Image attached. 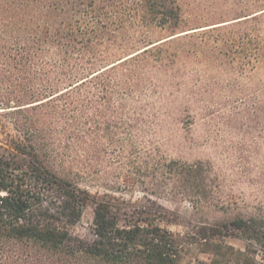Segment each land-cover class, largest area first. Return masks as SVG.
<instances>
[{
	"label": "trees",
	"instance_id": "trees-1",
	"mask_svg": "<svg viewBox=\"0 0 264 264\" xmlns=\"http://www.w3.org/2000/svg\"><path fill=\"white\" fill-rule=\"evenodd\" d=\"M181 20L178 0H0V113L16 132L12 148L29 158L25 167L0 160V264H181L182 236L155 224L123 227L106 203L95 208L93 240L75 237L86 204L72 172L91 166L95 108L105 121L119 101L173 87L164 57L191 34L174 33ZM155 29L173 35L154 41ZM255 36L256 60L262 39ZM105 123L127 184L181 197L198 210L204 205L217 181L211 166L156 162L128 149L118 155L115 121ZM230 226L264 252V213L236 217ZM206 245L213 264H264L250 247Z\"/></svg>",
	"mask_w": 264,
	"mask_h": 264
},
{
	"label": "rangeland",
	"instance_id": "rangeland-1",
	"mask_svg": "<svg viewBox=\"0 0 264 264\" xmlns=\"http://www.w3.org/2000/svg\"><path fill=\"white\" fill-rule=\"evenodd\" d=\"M256 2L178 0L182 20L174 33L191 34L166 48L173 87L155 92L146 88L135 100L119 101L105 121L99 109L93 110L91 166L72 168L78 195L86 204L73 227L75 237L93 240L95 208L106 203L123 227L155 224L182 236L181 264H213L214 255L204 251L210 242L241 251L250 247L264 262L262 249L230 226L236 217L264 213V14L257 21L237 23L264 12V0ZM256 34L262 43L255 60ZM151 35L159 41L173 33L155 29ZM2 114L0 160L25 167L29 158L12 148L16 132ZM106 121H115L118 155L128 149L130 155L156 162L201 161L211 166L217 181L204 205L198 210L181 197L157 196L140 183L127 184L125 161L110 155ZM214 230L224 236L212 235Z\"/></svg>",
	"mask_w": 264,
	"mask_h": 264
},
{
	"label": "water",
	"instance_id": "water-1",
	"mask_svg": "<svg viewBox=\"0 0 264 264\" xmlns=\"http://www.w3.org/2000/svg\"><path fill=\"white\" fill-rule=\"evenodd\" d=\"M189 32H185V33H181L180 35H184V34H188ZM180 35H178V36H180Z\"/></svg>",
	"mask_w": 264,
	"mask_h": 264
}]
</instances>
